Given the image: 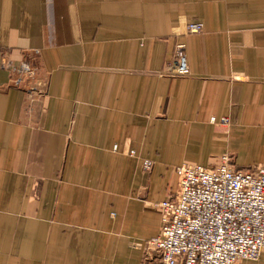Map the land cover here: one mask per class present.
I'll use <instances>...</instances> for the list:
<instances>
[{
	"label": "crops",
	"instance_id": "0c3cea01",
	"mask_svg": "<svg viewBox=\"0 0 264 264\" xmlns=\"http://www.w3.org/2000/svg\"><path fill=\"white\" fill-rule=\"evenodd\" d=\"M225 155L264 167V0H0V264H158L175 169Z\"/></svg>",
	"mask_w": 264,
	"mask_h": 264
},
{
	"label": "built area",
	"instance_id": "2783aa9c",
	"mask_svg": "<svg viewBox=\"0 0 264 264\" xmlns=\"http://www.w3.org/2000/svg\"><path fill=\"white\" fill-rule=\"evenodd\" d=\"M203 24L191 23L187 32L200 33ZM2 67L35 79L32 60L19 66L3 61ZM187 45L175 46L174 76L190 74ZM153 164L144 160L145 170ZM179 177L176 194L158 205L162 214L160 233L146 241V253L155 252L158 264H239L258 260L264 252V167L238 169L230 156L216 166L184 163L175 169Z\"/></svg>",
	"mask_w": 264,
	"mask_h": 264
}]
</instances>
